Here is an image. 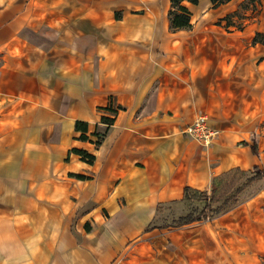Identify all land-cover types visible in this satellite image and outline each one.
<instances>
[{"label": "crops", "instance_id": "0c3cea01", "mask_svg": "<svg viewBox=\"0 0 264 264\" xmlns=\"http://www.w3.org/2000/svg\"><path fill=\"white\" fill-rule=\"evenodd\" d=\"M243 1L183 2L173 30L170 0H0V264H264V179L155 223L196 206L186 187L264 169V0ZM198 117L208 146L185 133Z\"/></svg>", "mask_w": 264, "mask_h": 264}, {"label": "trees", "instance_id": "16d2710c", "mask_svg": "<svg viewBox=\"0 0 264 264\" xmlns=\"http://www.w3.org/2000/svg\"><path fill=\"white\" fill-rule=\"evenodd\" d=\"M198 1L199 0H170L171 9L169 11V20L170 27L173 30L186 29L191 26V13L183 5V2L196 5ZM229 1L231 0H210L214 7L225 4ZM248 1L254 3L256 0ZM118 109L122 108L113 107L111 104L104 108H100V111H103L108 115L102 116L100 120L102 124L106 125V129H104L102 132L94 133L96 137L94 143L96 145H99L101 140L105 136L108 127L113 122V117L118 112ZM74 127L76 131L81 132V135L79 136L80 140H88V137L85 135V133L87 132L86 123L77 121L75 122ZM72 152L78 153L83 160H86V162H91L93 160V156L87 154L83 150L72 149ZM76 177L83 178V176L81 175H76ZM228 178L229 180H227ZM241 178H244V181L238 184L237 182ZM262 179H264V169L262 170L257 167H253L249 171H242L236 168L222 174L219 177L214 178L212 181L214 190H212L209 194L186 187L184 189V201L195 202L196 206L194 209L191 208L192 210L190 209L187 214L179 216L177 217V219H173V225L180 226L195 221L211 219L227 212L241 201L238 199V196L245 188L250 187L252 184H254L255 182H259ZM197 209H201L199 213L197 212Z\"/></svg>", "mask_w": 264, "mask_h": 264}, {"label": "built area", "instance_id": "2783aa9c", "mask_svg": "<svg viewBox=\"0 0 264 264\" xmlns=\"http://www.w3.org/2000/svg\"><path fill=\"white\" fill-rule=\"evenodd\" d=\"M185 133L190 138L202 143L203 146H208L217 136L218 131L207 126L204 117H198L185 127Z\"/></svg>", "mask_w": 264, "mask_h": 264}, {"label": "rangeland", "instance_id": "374dc122", "mask_svg": "<svg viewBox=\"0 0 264 264\" xmlns=\"http://www.w3.org/2000/svg\"><path fill=\"white\" fill-rule=\"evenodd\" d=\"M250 4H251V2H249L248 0H245V1H243L242 2V4H241V7H242V9L243 8H250L251 6H250ZM254 5V4H253ZM227 180H229V178L227 179ZM244 181V178H241L237 183L238 184H240V183H242ZM256 183V182H255ZM221 184H222V181H221ZM221 184H220V186H221ZM258 184V183H257ZM257 184H253V185H251L250 187H247V188H245L243 191H242V193L238 196V199L239 200H243V199H245L246 197H248L250 194H252L256 189H257ZM219 189V188H218ZM192 208L194 209L195 208V206H192ZM192 210V209H191ZM201 210V209H200ZM200 210H198L197 209V212L199 213V211ZM169 217V216H168ZM167 221V222H166ZM164 220V218H158V219H156V221H155V223L156 224H166V223H168V224H172L173 225V219H172V217L170 216L169 218H168V220Z\"/></svg>", "mask_w": 264, "mask_h": 264}]
</instances>
